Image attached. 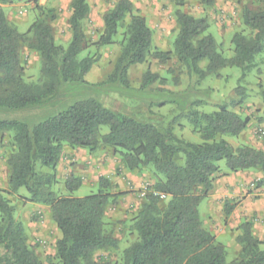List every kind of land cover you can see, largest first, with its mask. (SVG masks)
<instances>
[{"label": "trees", "instance_id": "obj_1", "mask_svg": "<svg viewBox=\"0 0 264 264\" xmlns=\"http://www.w3.org/2000/svg\"><path fill=\"white\" fill-rule=\"evenodd\" d=\"M22 1L37 3L0 0V134L10 136L11 151L6 158L9 192L24 189L29 202L48 207L60 234L54 244V264H226L225 250L203 226L198 207L213 189L220 161L230 173L256 171L260 175L257 188L264 190V151L244 144L232 147L224 137L240 135L249 119L224 104L213 112H200L196 109L200 101H189V91L222 68L247 72L255 66L256 56L264 51V9L242 10L243 25L250 34L233 36L234 55L227 59L217 51L213 37L206 35L207 19L179 9L175 11L178 33L172 54L151 53L152 31L145 19L133 14L130 0H117L103 17V32L95 47L112 45L123 27L120 54L103 81L90 83L85 77L96 58H80L87 48L83 32L87 1L71 0V37L65 48L55 44L51 27L41 19L26 34L8 23L2 5ZM127 17L129 22L124 25ZM24 44L40 58L37 83L23 79L19 49ZM150 55L161 63L171 56L182 63L189 77L187 89L172 92L153 87L163 80L150 72L143 75L138 88L131 86L129 70ZM203 62L205 67L200 68ZM112 95L128 103L113 106ZM167 105L180 110L200 143L174 133L172 123L156 111ZM103 128L106 132L102 133ZM65 146L89 152L109 147L128 171L150 167L157 177L133 225L137 239L121 252L118 262L95 257L119 248L104 224L106 210L117 195L108 192L111 183L100 177L95 194L56 197L50 190L52 180L36 170L38 164L54 168ZM81 184L80 178L70 176L64 187L73 193ZM160 195L168 198L163 206ZM238 230L236 242L241 251L233 264H264V241L254 236L252 223L244 221ZM0 264H44L1 192Z\"/></svg>", "mask_w": 264, "mask_h": 264}, {"label": "rangeland", "instance_id": "obj_2", "mask_svg": "<svg viewBox=\"0 0 264 264\" xmlns=\"http://www.w3.org/2000/svg\"><path fill=\"white\" fill-rule=\"evenodd\" d=\"M86 1L89 13L83 22V32L87 48L80 58L86 55L96 58V62L85 79L90 83H98L103 81L114 67L120 54L124 28L118 29V34L114 37L112 45L96 48L95 44L103 32V17L117 0ZM130 1L133 14L142 16L152 31L151 53L162 51L172 54L173 42L178 33L175 11L179 9L196 18L207 19L209 27L206 35L213 37L217 51L227 59L234 55L233 36L237 33L245 36L250 34L242 22V10L244 8L253 11L264 9V0H210L209 4L204 3L203 0H182L179 4L177 0ZM70 4L71 0H37V3L22 1L4 4L2 9L8 23L20 34H26L34 22L39 19L43 20L52 29L55 44L65 48L71 37L68 24L72 12ZM128 22L129 17L125 18L124 25H127ZM30 36L31 34L27 35V37ZM19 57L24 81L37 83L40 80L41 69L37 52L24 44L19 49ZM205 64V62L201 63L200 68L205 67ZM254 65L247 72L236 67L222 68L214 75L207 76L194 86L193 90L189 91L191 95L189 101L195 99L200 101L196 107L200 112L210 113L224 104L228 106L229 110L249 119V128H246L248 129L247 134H242L243 131L237 137H224L234 148L245 144L249 136L264 139V51L256 56ZM146 72L157 74L163 80V84L156 82L153 87L182 92L189 85L185 66L173 56L167 62L161 63L150 55L143 64L132 67L128 72L131 86L138 88ZM119 102L128 103V101L112 95L111 105L117 106ZM156 111L167 117L178 137L192 143H200L199 135L192 133L190 124L183 118L176 106L167 105ZM103 132H106V128L102 129ZM9 137L7 133L4 136L0 134V192L12 206L14 218L22 223L28 243L34 248L40 260L44 264L51 262L54 264V244L60 234L50 220L48 207L29 202V196L24 189L17 193L9 192L8 169L6 167V158L11 151ZM73 150L79 151L78 148ZM81 150L85 151L86 156L91 155L99 161L103 158L110 159L112 171L120 180V183H111V189L108 192L117 195L115 203L108 207L104 217L105 228L118 240L119 248L112 254L101 252L95 256L97 259L109 258L112 262H118L121 252L137 239L133 225L145 197L153 191L157 177L150 167L133 172L128 171L123 166L119 155L109 147L99 146L94 152H89L87 149ZM72 158L77 157L72 155L70 159ZM59 162L54 168H46L39 164L36 166L40 175L52 180L50 190L56 197L82 198L97 192L98 186L91 184L95 183L98 176L93 178L91 184L84 183L82 180L78 190L73 193L67 192L64 182L72 174L65 172L68 168L65 166L61 168ZM76 162L67 164V167L72 168ZM218 166L220 170L214 176V182L232 174H242L247 180L243 185L244 188L257 192L264 198V190L257 188L260 179L259 173L253 170L230 173L226 170L223 161H220ZM210 192L198 207L199 215L203 226L212 234L215 242L223 246L226 264H233L238 260L241 251L236 242V237L239 234L238 226L244 221L251 222L254 236L260 241H264V236L259 235L258 232L259 227L264 228V216L254 214L250 219L247 217L238 219L233 215L239 201L235 203L234 199L226 198L224 199L226 201L221 199L220 203L215 206L211 203L207 204L206 198ZM167 201L166 197L161 199V206L165 205Z\"/></svg>", "mask_w": 264, "mask_h": 264}, {"label": "crops", "instance_id": "obj_3", "mask_svg": "<svg viewBox=\"0 0 264 264\" xmlns=\"http://www.w3.org/2000/svg\"><path fill=\"white\" fill-rule=\"evenodd\" d=\"M247 132L248 129H246V131H244L242 134H247ZM244 145L264 151L263 138L258 139L254 138L253 136H249L247 137ZM79 151L73 150L68 146L64 147L59 166H61V168H63L62 166L68 168V170L65 172H71L72 176L80 178L84 181V183L91 184L93 178L96 176H98V178H105L110 183H120V180L112 171V164L111 161H109L110 159L108 160L107 158H103L101 161H99L98 159L93 158L91 155H89V157L86 156L84 150L79 149ZM72 155H75L77 158L70 159ZM73 162L76 163L72 168L67 167V164ZM97 179L96 181L94 180V184H91L92 186H98ZM246 181V178H244V175L242 174H232L231 176L218 179L214 182L213 191H211L206 198L207 204L211 203L215 206L217 203H220L221 199H234L235 203L239 201V204L236 206L235 213L233 215L238 219H244L245 217L250 219V217L254 216V214H257V216H264V198L257 192L251 191L248 188H244L243 185L246 184ZM258 232L259 235L264 236L263 227H259Z\"/></svg>", "mask_w": 264, "mask_h": 264}, {"label": "built area", "instance_id": "obj_4", "mask_svg": "<svg viewBox=\"0 0 264 264\" xmlns=\"http://www.w3.org/2000/svg\"><path fill=\"white\" fill-rule=\"evenodd\" d=\"M160 198L163 199L164 197L162 195H160Z\"/></svg>", "mask_w": 264, "mask_h": 264}]
</instances>
